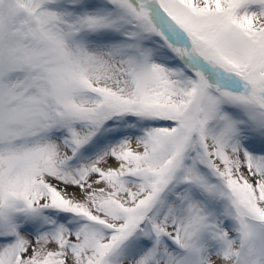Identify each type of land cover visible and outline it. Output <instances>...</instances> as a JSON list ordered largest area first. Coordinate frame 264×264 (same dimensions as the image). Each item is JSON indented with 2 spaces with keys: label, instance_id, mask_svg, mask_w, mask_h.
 <instances>
[{
  "label": "snow or ice",
  "instance_id": "6c2138e0",
  "mask_svg": "<svg viewBox=\"0 0 264 264\" xmlns=\"http://www.w3.org/2000/svg\"><path fill=\"white\" fill-rule=\"evenodd\" d=\"M0 264H264V0H0Z\"/></svg>",
  "mask_w": 264,
  "mask_h": 264
}]
</instances>
